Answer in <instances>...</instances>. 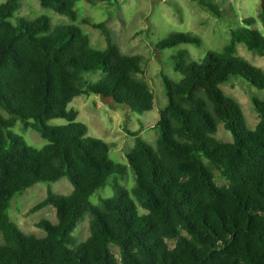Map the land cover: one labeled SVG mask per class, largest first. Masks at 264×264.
I'll use <instances>...</instances> for the list:
<instances>
[{"label": "trees", "instance_id": "trees-1", "mask_svg": "<svg viewBox=\"0 0 264 264\" xmlns=\"http://www.w3.org/2000/svg\"><path fill=\"white\" fill-rule=\"evenodd\" d=\"M37 1L71 24L52 27L46 17H16L20 0L0 4V109L8 116H0V264H264V101L251 98L258 122L248 131L241 106L220 88L239 78L264 90V71L236 56L243 45L264 58V8L263 33L245 19L220 51L199 61H188L185 51L171 58L182 78L173 82L161 74L166 104L158 109L154 146L140 131L129 133L135 142L126 162L134 186L127 190L117 181L127 165L112 161L109 145L89 137L75 122L77 113L66 109L76 97L94 95L112 97L131 113L152 111L144 59L122 54L105 24L84 19L105 38L104 49H93L74 24L77 0ZM190 1L215 13L209 0ZM182 44L201 42L175 33L154 50ZM97 71L101 80L82 81ZM56 119L67 124L47 125ZM17 121L46 144L36 149L11 133ZM218 123L232 142L216 140ZM213 171L226 185L215 184ZM111 177L112 197L91 204ZM62 178L72 186L68 195L49 188ZM38 183L48 186L46 196L30 213L52 207L57 220L36 225L45 233L41 238L22 233L7 213L16 196ZM85 217L89 236L77 245L73 234Z\"/></svg>", "mask_w": 264, "mask_h": 264}, {"label": "rangeland", "instance_id": "rangeland-1", "mask_svg": "<svg viewBox=\"0 0 264 264\" xmlns=\"http://www.w3.org/2000/svg\"><path fill=\"white\" fill-rule=\"evenodd\" d=\"M5 1L0 0V4ZM92 1L95 2V6L87 3L86 0L76 1L74 11L77 19L74 24L89 37L90 45L95 50L105 48V38L99 30L82 24L84 19L89 20L90 23L105 24L113 42L122 54L143 57L145 62L143 77L147 80L154 96V107L150 112L136 114L131 113L128 107L114 102L110 107L104 105L98 96L81 95L73 99L66 110L75 111L77 113L75 122L86 127L89 137L100 139L108 144L109 158L122 165H127L126 154L133 148L135 142L129 133L140 131L139 137L144 142L150 146L155 144L157 133L153 127L158 119V109L166 104L161 76L164 75L173 82H178L182 78L172 69L173 56L180 51H185L188 61H199L209 51H220L228 42L230 31L240 26L245 19H252V28L263 33L259 20L262 10L261 0H209L215 6V13L205 10L190 0H107L102 3ZM16 17H22L27 21L46 17L50 20L52 27L71 24L66 17L41 8L37 0H20ZM12 22L14 23L13 20ZM175 33L196 37L201 44L199 47L182 44L162 52L154 50V46L160 41ZM236 56L264 71V58L247 51L243 45L236 47ZM102 77V72L97 71L84 74L82 81L94 84ZM220 88L226 96L239 103L245 116L247 130H253L258 122V116L251 98L264 101V90L255 89L239 78L230 79ZM0 116L8 118L1 109ZM65 124L67 122L64 119L51 120L47 123L52 127ZM9 131L21 136L25 143L33 148L40 149L46 144L34 130L30 128L24 130L19 121ZM214 137L221 142H232L231 135L223 129L221 123H218ZM213 175L217 186L226 185L225 178L219 172L213 171ZM112 180L113 177L109 178L108 184L89 199L91 204L98 205L101 200L112 197L113 191L110 186ZM117 181L127 190L134 186L133 173L128 165L123 178ZM47 188L48 186L44 183L35 184L12 200L7 211L8 217L22 233L41 238L45 233L36 225L41 220L57 222L55 210L52 207L30 213V210L45 198ZM49 188L59 195H68L72 191V186L66 178L50 184ZM139 212L145 214L141 209ZM73 236L77 245L88 238V217L78 223ZM168 244L170 248L173 247V242ZM111 249L118 259V250L114 247Z\"/></svg>", "mask_w": 264, "mask_h": 264}, {"label": "water", "instance_id": "water-1", "mask_svg": "<svg viewBox=\"0 0 264 264\" xmlns=\"http://www.w3.org/2000/svg\"><path fill=\"white\" fill-rule=\"evenodd\" d=\"M261 8L263 9L264 8V0H261ZM101 99V102L104 104V105H107V106H111L112 103L114 102V99L112 97H108V98H104V97H100Z\"/></svg>", "mask_w": 264, "mask_h": 264}]
</instances>
